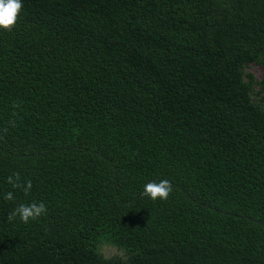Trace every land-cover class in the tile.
<instances>
[{
    "label": "trees",
    "instance_id": "obj_1",
    "mask_svg": "<svg viewBox=\"0 0 264 264\" xmlns=\"http://www.w3.org/2000/svg\"><path fill=\"white\" fill-rule=\"evenodd\" d=\"M250 63L264 0H0V264H264Z\"/></svg>",
    "mask_w": 264,
    "mask_h": 264
},
{
    "label": "rangeland",
    "instance_id": "obj_2",
    "mask_svg": "<svg viewBox=\"0 0 264 264\" xmlns=\"http://www.w3.org/2000/svg\"><path fill=\"white\" fill-rule=\"evenodd\" d=\"M244 69L246 72L252 73L256 79H261L262 74L264 72V65L257 64V63H250V64L246 65ZM257 88L258 87L255 86V89H257ZM101 250H102L103 254L106 256H110V255H114V254H123L122 249H120L114 245H111V244L101 245Z\"/></svg>",
    "mask_w": 264,
    "mask_h": 264
},
{
    "label": "flooded vegetation",
    "instance_id": "obj_3",
    "mask_svg": "<svg viewBox=\"0 0 264 264\" xmlns=\"http://www.w3.org/2000/svg\"><path fill=\"white\" fill-rule=\"evenodd\" d=\"M262 76H263V74H262Z\"/></svg>",
    "mask_w": 264,
    "mask_h": 264
}]
</instances>
